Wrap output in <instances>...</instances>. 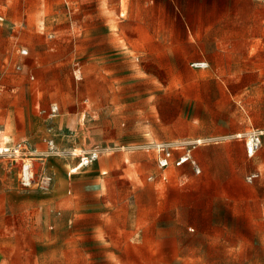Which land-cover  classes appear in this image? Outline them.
I'll return each mask as SVG.
<instances>
[{"label":"rangeland","instance_id":"374dc122","mask_svg":"<svg viewBox=\"0 0 264 264\" xmlns=\"http://www.w3.org/2000/svg\"><path fill=\"white\" fill-rule=\"evenodd\" d=\"M256 127L264 0H0V264H264Z\"/></svg>","mask_w":264,"mask_h":264},{"label":"built area","instance_id":"2783aa9c","mask_svg":"<svg viewBox=\"0 0 264 264\" xmlns=\"http://www.w3.org/2000/svg\"><path fill=\"white\" fill-rule=\"evenodd\" d=\"M196 68L206 67L207 63L203 61H197L192 64ZM229 138L234 137L236 139L242 140L245 146L246 155L248 157L254 156L261 148L262 142L264 139V127H256L250 128L246 132L243 133H236ZM196 144H199L196 142ZM26 144L24 142H19L16 146L12 149L13 151L19 153L20 151L24 150ZM140 149L143 150H154L157 153V164L160 169H165L169 166L180 167L185 163H189L192 165L193 169L196 172H199V168L196 164V161L192 158L191 149L190 147H184L183 145H177L174 142H159V141H148L144 142L142 145L138 146ZM9 152V149L0 147V154ZM176 152H179L178 155H175ZM51 154H58L61 153L62 155H69L67 154L68 151H55L54 148H50ZM101 149L97 146H94L81 154H79V159L81 165L91 164L93 161L97 159L100 155ZM162 179L165 176L162 174L160 175ZM33 177V171L31 170L30 162H25L22 165L21 170V179L24 183H29ZM259 177V172H252L245 177L246 182L252 183ZM148 179H152V176ZM41 182L44 184H48L50 181V177L47 175H42Z\"/></svg>","mask_w":264,"mask_h":264},{"label":"crops","instance_id":"0c3cea01","mask_svg":"<svg viewBox=\"0 0 264 264\" xmlns=\"http://www.w3.org/2000/svg\"><path fill=\"white\" fill-rule=\"evenodd\" d=\"M263 142H264V139H263ZM263 142H262V145H263ZM262 147V146H261ZM241 151L243 152V154L245 153L246 154V151H245V146H244V148L243 149H241ZM257 154V153H256ZM255 154V155H256ZM254 155V156H255ZM247 156V155H246ZM254 156H252V157H254ZM248 157V156H247ZM248 158H251V157H248ZM185 164H183L182 166H184ZM182 166H180V167H174V166H169V167H167V168H165V169H162V172H161V175L163 174L164 176H165V178L164 179H162V177H161V179L162 180H165V179H168V175L166 174V170H170V168H182ZM253 172H258L257 170H255V171H253ZM250 174V173H249ZM259 177H260V173H259ZM258 177V178H259ZM257 178V179H258ZM255 181V180H254ZM239 200H246V198L248 197L247 196V192L244 190V189H242V190H240L239 191ZM226 199L228 200V201H230V200H237L234 196H227L226 197Z\"/></svg>","mask_w":264,"mask_h":264},{"label":"bare ground","instance_id":"6f19581e","mask_svg":"<svg viewBox=\"0 0 264 264\" xmlns=\"http://www.w3.org/2000/svg\"><path fill=\"white\" fill-rule=\"evenodd\" d=\"M7 138V137H6ZM176 144V143H175ZM49 156V155H48Z\"/></svg>","mask_w":264,"mask_h":264}]
</instances>
